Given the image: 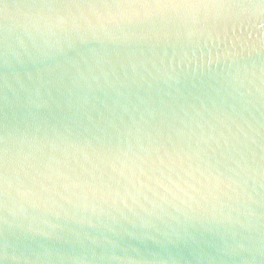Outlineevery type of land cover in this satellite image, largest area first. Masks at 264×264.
<instances>
[{"label":"water","instance_id":"95a60500","mask_svg":"<svg viewBox=\"0 0 264 264\" xmlns=\"http://www.w3.org/2000/svg\"><path fill=\"white\" fill-rule=\"evenodd\" d=\"M36 3L0 0V135L70 151L131 142L139 151L137 141L207 133L243 142L255 174L238 192L204 199L206 188L169 190L86 164V186L61 182L36 203L10 200L0 264H264L259 0L201 9L219 26L191 38L153 23L89 28L83 18L115 11L101 0L54 10ZM156 11L177 25L185 18L182 8ZM57 15L68 24L55 26Z\"/></svg>","mask_w":264,"mask_h":264},{"label":"snow or ice","instance_id":"6c2138e0","mask_svg":"<svg viewBox=\"0 0 264 264\" xmlns=\"http://www.w3.org/2000/svg\"><path fill=\"white\" fill-rule=\"evenodd\" d=\"M69 2L70 0H37L36 7L64 9ZM71 2L74 3L75 0ZM101 3L104 8L115 11H100L83 18L89 28H103L106 24L153 23L161 24L165 28L177 26V34L187 35L189 38L201 35L213 25L219 26L210 16L200 11L201 9L256 6L254 0H101ZM259 6L264 14V0H259ZM174 8L185 10V18L179 25L171 19L159 18L160 14L156 11ZM54 24L64 27L68 24V19L57 15ZM72 27L77 28L80 25L74 20ZM260 51H264V44ZM222 75L226 80L227 76ZM260 81L264 84V69H261ZM137 143L139 151L131 142L127 150L109 145L88 144L74 147L70 151L57 143L13 144L6 135H0V227L9 224V202L14 197L36 203L42 193L53 192L61 186V182L65 189L86 186L87 181L81 171H87L86 164H92L94 168L103 165L121 175L131 172L141 183L147 180L149 184L155 183L169 190V186L183 190L184 185H187L202 194L206 188L207 195L202 194L204 199L225 187L238 192L247 183L243 176L255 174L248 164L243 142L239 139L231 142L228 139L222 141L207 133H193L191 136L178 133L175 138H149L147 145L141 141ZM81 156L84 163L81 162ZM256 171L261 186L264 187V152L261 153L259 169ZM197 174L203 179L197 180ZM194 180L195 183L192 182ZM204 180L208 181L207 185ZM57 195L62 194L57 192ZM261 203L264 205V201ZM0 236H5V233L0 232Z\"/></svg>","mask_w":264,"mask_h":264},{"label":"clouds","instance_id":"9594fccd","mask_svg":"<svg viewBox=\"0 0 264 264\" xmlns=\"http://www.w3.org/2000/svg\"><path fill=\"white\" fill-rule=\"evenodd\" d=\"M229 219H230V217H229ZM26 235H27V234H26ZM43 235H48V234L45 233V234H43Z\"/></svg>","mask_w":264,"mask_h":264}]
</instances>
